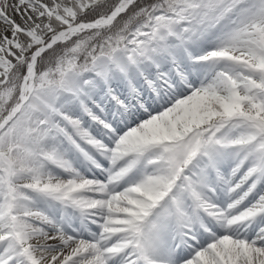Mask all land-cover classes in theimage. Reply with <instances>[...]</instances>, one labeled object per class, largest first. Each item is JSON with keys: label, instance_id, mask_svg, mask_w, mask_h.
<instances>
[{"label": "snow or ice", "instance_id": "snow-or-ice-1", "mask_svg": "<svg viewBox=\"0 0 264 264\" xmlns=\"http://www.w3.org/2000/svg\"><path fill=\"white\" fill-rule=\"evenodd\" d=\"M0 264H264V0H0Z\"/></svg>", "mask_w": 264, "mask_h": 264}]
</instances>
